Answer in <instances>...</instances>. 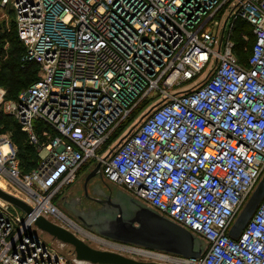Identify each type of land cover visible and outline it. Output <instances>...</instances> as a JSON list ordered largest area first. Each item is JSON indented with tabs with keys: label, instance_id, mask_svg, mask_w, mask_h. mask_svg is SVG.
Masks as SVG:
<instances>
[{
	"label": "built area",
	"instance_id": "1",
	"mask_svg": "<svg viewBox=\"0 0 264 264\" xmlns=\"http://www.w3.org/2000/svg\"><path fill=\"white\" fill-rule=\"evenodd\" d=\"M0 9L13 16L21 66L38 67L15 100L0 86V114L38 156L23 173L0 132V188L30 206L13 213L0 198V264H70L39 238L38 216L89 245L113 243L53 202L97 163L105 182L204 243L199 258L152 261L264 264V197L228 235L264 173V0H0Z\"/></svg>",
	"mask_w": 264,
	"mask_h": 264
},
{
	"label": "water",
	"instance_id": "2",
	"mask_svg": "<svg viewBox=\"0 0 264 264\" xmlns=\"http://www.w3.org/2000/svg\"><path fill=\"white\" fill-rule=\"evenodd\" d=\"M99 171L100 164L97 163L87 173L85 182L93 178ZM92 188L93 194L102 196V198L94 199L100 203V206L94 209L90 207L77 210L76 208L69 209L75 220L83 227L101 237L130 247L159 251L182 258L194 259L202 255L203 241L186 228L121 189H118L112 196L104 192H97L95 185ZM84 193L86 194V188H84ZM263 197L264 173L236 215L228 230L229 236L237 238L240 235ZM0 198L26 213L30 211V206L22 199L2 188H0ZM67 204L62 201V205L68 208ZM34 225L55 240L70 246L78 261L90 264H164L152 260H137L118 251L91 246L69 229L43 216L36 217Z\"/></svg>",
	"mask_w": 264,
	"mask_h": 264
},
{
	"label": "trees",
	"instance_id": "3",
	"mask_svg": "<svg viewBox=\"0 0 264 264\" xmlns=\"http://www.w3.org/2000/svg\"><path fill=\"white\" fill-rule=\"evenodd\" d=\"M4 44H8L6 53ZM251 43H248V46ZM24 53V46L17 37L16 27L10 25L3 28L0 22V86L5 90V99L15 100L18 94L25 90L38 78V67L33 63L21 66L20 57ZM248 51L239 53V58H244ZM0 132L9 133L17 146L19 166L23 173L32 170L38 158L37 153L21 130L19 123L8 114H0Z\"/></svg>",
	"mask_w": 264,
	"mask_h": 264
},
{
	"label": "rangeland",
	"instance_id": "4",
	"mask_svg": "<svg viewBox=\"0 0 264 264\" xmlns=\"http://www.w3.org/2000/svg\"><path fill=\"white\" fill-rule=\"evenodd\" d=\"M6 12H4V10L0 9V21L3 22V28H9L10 25H13V21L11 20V18H13V16L9 13L5 14ZM5 14V15H4ZM8 44H4V50L6 53V48H7ZM24 91V90H23ZM22 92V91H21ZM20 92V93H21ZM19 93V94H20ZM18 94V95H19ZM18 97V96H17ZM9 134V133H8ZM114 140H116V142L118 141V138H115ZM39 155L41 157L45 156V152L41 151L39 153ZM94 164L93 160H90L86 165L87 166H92ZM85 165V166H86ZM87 167L82 168L78 171L77 176H76V180L67 185L63 190H61L62 194H58L54 199L53 202L64 212L66 213L68 216H70L71 218H73L75 220V218L72 216L69 208H67L66 206L62 205V201L64 197V202H69L72 200L73 196H78L81 193V190L83 189L82 184H83V178L84 175L89 172L87 169ZM86 170V171H85ZM92 184L91 185H95L97 186L102 192L107 193L109 195H114L116 193V191L119 189L117 188V186H113L107 182H105L101 177L100 174H96L92 180H91ZM123 191V190H122ZM125 192V191H124ZM62 198V200H60ZM66 200V201H65ZM15 208V209H14ZM11 211L13 213H15V210L17 212H21L22 210L16 206L11 207L10 208ZM22 215V212L20 213ZM39 238L45 243L47 244L49 247H52L54 249H56L58 252H60L61 254H64L67 258L70 264H74V255H72V250L70 248V246L63 244L57 240H55L54 238H52L51 236H49L48 234H46L45 232H37ZM97 240H100L99 238H95ZM110 242V241H109ZM112 243V242H111ZM112 244H117L120 245L119 243L113 242ZM91 245L96 246V247H100L97 246L98 244H94L91 243ZM122 246H127V245H122ZM109 249V250H113V251H118L121 252L124 255L130 256L132 258H135L137 260H158V258L155 257H151V256H146V255H142V254H138L135 252H131V251H127V250H122L119 248H114L113 246H102V248ZM127 247H130L129 245ZM132 248H136V247H132ZM152 252H159V251H152ZM162 260V259H161ZM77 264V263H75Z\"/></svg>",
	"mask_w": 264,
	"mask_h": 264
},
{
	"label": "flooded vegetation",
	"instance_id": "5",
	"mask_svg": "<svg viewBox=\"0 0 264 264\" xmlns=\"http://www.w3.org/2000/svg\"><path fill=\"white\" fill-rule=\"evenodd\" d=\"M85 177H86V174L84 175V178H83V184H82L83 189L81 190V193L78 196H73L72 200L69 202V204H67L68 208L71 210L75 208L76 210L77 209H87L88 207L94 209L100 206V203L98 201L96 202L94 199L102 198V196H96L95 194L92 193L93 192V188H92L93 185H91L92 178L89 179L87 182H85ZM84 188H86V194L84 193ZM95 189L97 192H102L97 186ZM62 198L64 202V197ZM65 203H68V202H65Z\"/></svg>",
	"mask_w": 264,
	"mask_h": 264
},
{
	"label": "bare ground",
	"instance_id": "6",
	"mask_svg": "<svg viewBox=\"0 0 264 264\" xmlns=\"http://www.w3.org/2000/svg\"><path fill=\"white\" fill-rule=\"evenodd\" d=\"M98 241L103 242L105 245L113 246L114 248H119V249H122V250H127V251L135 252V253H138V254L146 255V256H151V257H155V258H158V259H163V260L164 259L165 260H168V259L177 260L175 258H169L167 255L161 254L159 252H152V251H148V250H144V249H140V248H132V247H127V246L112 244L109 241L105 242L106 240H103V239H100Z\"/></svg>",
	"mask_w": 264,
	"mask_h": 264
},
{
	"label": "crops",
	"instance_id": "7",
	"mask_svg": "<svg viewBox=\"0 0 264 264\" xmlns=\"http://www.w3.org/2000/svg\"><path fill=\"white\" fill-rule=\"evenodd\" d=\"M88 171H89V169L88 168H86ZM86 171V170H85Z\"/></svg>",
	"mask_w": 264,
	"mask_h": 264
}]
</instances>
